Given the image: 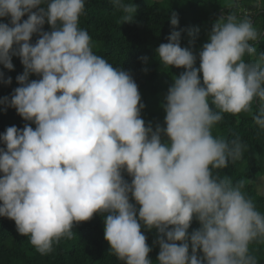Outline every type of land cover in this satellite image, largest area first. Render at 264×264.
<instances>
[{
    "label": "clouds",
    "instance_id": "clouds-1",
    "mask_svg": "<svg viewBox=\"0 0 264 264\" xmlns=\"http://www.w3.org/2000/svg\"><path fill=\"white\" fill-rule=\"evenodd\" d=\"M111 4L123 24L134 22L133 3ZM84 14L85 0H0L8 21L0 22V65L13 71L18 57L24 69L0 105L31 122L0 134V217L41 255L72 239L75 224L104 214V239L122 264H153L142 226L157 233V264H258L250 245L264 244V213L243 191L249 181L218 172L247 145L213 128L244 113L264 132V52L255 46L264 33L246 16L218 18L197 68L199 29L176 31L171 12L173 31L155 56L184 71L165 95L164 126L153 130L131 74L93 52ZM0 83L12 78L0 72ZM194 219L199 228L189 232Z\"/></svg>",
    "mask_w": 264,
    "mask_h": 264
},
{
    "label": "trees",
    "instance_id": "trees-1",
    "mask_svg": "<svg viewBox=\"0 0 264 264\" xmlns=\"http://www.w3.org/2000/svg\"><path fill=\"white\" fill-rule=\"evenodd\" d=\"M137 7L134 22L122 23V13L113 9L111 0H85V14L80 17V27L87 30L91 37L92 50L96 55L105 58L113 67L123 69L131 74L138 86L141 103L144 108L141 118L145 125L151 124L153 130L157 124L164 126L165 112L162 108L165 95L171 86L173 76H179L184 69L164 68L155 56V50L173 31L169 16L171 12L178 15L179 23L176 31L199 29V36L192 45L197 56L195 67L199 68V51L208 41V33L213 23L222 16L230 14L251 19L254 26L264 33V0H125ZM23 19H27L25 16ZM7 23V19L0 20ZM44 31H50L44 26ZM38 36L34 35L31 43L35 44ZM190 37L187 31L181 33V46L188 47ZM257 55L264 52V39L258 41ZM147 57L145 64L141 58ZM246 59H248L246 57ZM13 71L0 65V72L11 77V85L0 83V98L10 97L19 85L16 77L23 73V66L18 57H13ZM145 69L147 71H145ZM34 79H39L32 75ZM202 80V74H201ZM255 108V105H254ZM26 123L16 110L6 111L0 105V134L7 127L16 126L22 129ZM214 136L231 139L239 136L247 145L243 158L225 169L218 170L221 177L228 176L233 183L246 180L244 192L253 200L257 210L264 213V196L254 187L255 180L264 176V132L253 123L250 115L241 113L236 116L225 115L224 119L213 128ZM5 145L0 143V148ZM216 173L214 172V175ZM123 177L131 183L126 172ZM130 202L135 204L131 199ZM139 206L137 205V208ZM199 228L193 220L189 232ZM146 243L152 249L149 259L157 264L159 246L154 244L157 237L155 230L148 231L142 226ZM72 239H61L53 245V250L41 255L31 245L29 238L16 231L15 222L0 217V264H122L110 254L109 245L104 239V214H95L91 220L75 224ZM250 252L257 257L258 264H264V244L250 245Z\"/></svg>",
    "mask_w": 264,
    "mask_h": 264
},
{
    "label": "rangeland",
    "instance_id": "rangeland-1",
    "mask_svg": "<svg viewBox=\"0 0 264 264\" xmlns=\"http://www.w3.org/2000/svg\"><path fill=\"white\" fill-rule=\"evenodd\" d=\"M222 2H223L222 4L225 3L224 0H222ZM29 79L30 80H35L32 75L30 76ZM31 126L33 128H35V125L34 124H31ZM253 184H254L255 189L258 191V193L260 195H263L264 196V176L258 177Z\"/></svg>",
    "mask_w": 264,
    "mask_h": 264
}]
</instances>
